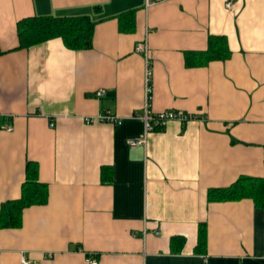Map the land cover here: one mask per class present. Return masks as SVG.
I'll list each match as a JSON object with an SVG mask.
<instances>
[{
    "label": "crops",
    "instance_id": "crops-1",
    "mask_svg": "<svg viewBox=\"0 0 264 264\" xmlns=\"http://www.w3.org/2000/svg\"><path fill=\"white\" fill-rule=\"evenodd\" d=\"M226 1L0 0V205L19 197L27 161L46 185L43 204L0 228V264H264V208L207 199L242 175L264 177V0ZM82 15L95 23L85 48L58 37L17 47L23 17ZM145 36L151 111L198 119L169 121L132 148ZM209 36L226 38L227 57L186 65ZM103 111L121 122L82 120Z\"/></svg>",
    "mask_w": 264,
    "mask_h": 264
},
{
    "label": "trees",
    "instance_id": "trees-1",
    "mask_svg": "<svg viewBox=\"0 0 264 264\" xmlns=\"http://www.w3.org/2000/svg\"><path fill=\"white\" fill-rule=\"evenodd\" d=\"M94 24V21L83 15L23 17L15 23L17 47H27L58 37L66 48L79 50L88 46ZM228 53L225 37L209 36L206 50L196 53L185 52V63L188 66L198 65L210 60L223 59ZM104 174L105 168H102V179L105 178ZM243 198L251 199L255 207L264 208V177L242 175L229 186L211 188L207 192L208 201H235ZM45 201L46 185L37 180V165L32 161H27L24 166V179L20 185L19 197L0 205V228L18 225L20 213L24 207L43 204ZM206 247L207 228L205 223H200L195 251L204 252Z\"/></svg>",
    "mask_w": 264,
    "mask_h": 264
},
{
    "label": "built area",
    "instance_id": "built-area-1",
    "mask_svg": "<svg viewBox=\"0 0 264 264\" xmlns=\"http://www.w3.org/2000/svg\"><path fill=\"white\" fill-rule=\"evenodd\" d=\"M232 2L230 0L225 2L226 9H232ZM135 51L142 54L144 57V81H145V103L143 107V112L141 114L135 113L134 117L138 118L143 123V133L140 137L130 138L128 144L130 147L134 148L138 145H145L147 143L148 134L157 129L164 128L169 121L177 120L180 122H187L194 119H198V115L195 113L185 112L181 109H167L159 112H152L149 104L151 99V86L150 81L152 77V59L150 56L149 45L147 36L135 46ZM104 93L103 89H98L95 91L96 97H101ZM85 123L94 122H106L110 124H119L122 120L121 117L113 114L110 111H103L94 116H84L82 119ZM10 130V126L5 128ZM155 234H159L158 230L154 231ZM85 261L89 264H97V259L93 256H86ZM20 264H30L24 258H20Z\"/></svg>",
    "mask_w": 264,
    "mask_h": 264
}]
</instances>
